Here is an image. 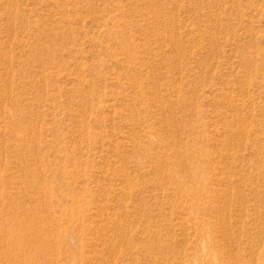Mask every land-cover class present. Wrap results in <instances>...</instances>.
I'll return each instance as SVG.
<instances>
[{
    "label": "rangeland",
    "instance_id": "374dc122",
    "mask_svg": "<svg viewBox=\"0 0 264 264\" xmlns=\"http://www.w3.org/2000/svg\"><path fill=\"white\" fill-rule=\"evenodd\" d=\"M0 264H264V0H0Z\"/></svg>",
    "mask_w": 264,
    "mask_h": 264
}]
</instances>
